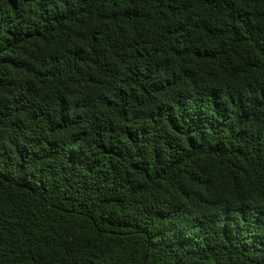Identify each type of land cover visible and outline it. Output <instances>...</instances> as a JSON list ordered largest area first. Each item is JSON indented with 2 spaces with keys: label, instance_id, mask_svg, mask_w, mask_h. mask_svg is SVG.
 I'll list each match as a JSON object with an SVG mask.
<instances>
[{
  "label": "trees",
  "instance_id": "obj_1",
  "mask_svg": "<svg viewBox=\"0 0 264 264\" xmlns=\"http://www.w3.org/2000/svg\"><path fill=\"white\" fill-rule=\"evenodd\" d=\"M0 264H264V0H0Z\"/></svg>",
  "mask_w": 264,
  "mask_h": 264
}]
</instances>
